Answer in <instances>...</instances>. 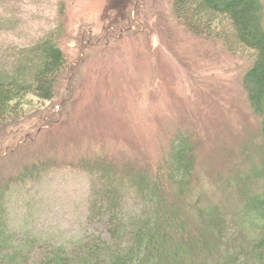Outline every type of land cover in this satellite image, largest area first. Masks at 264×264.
<instances>
[{
    "label": "rangeland",
    "instance_id": "obj_1",
    "mask_svg": "<svg viewBox=\"0 0 264 264\" xmlns=\"http://www.w3.org/2000/svg\"><path fill=\"white\" fill-rule=\"evenodd\" d=\"M174 4L0 0L1 74L13 75L50 32L67 60L52 101L24 94L0 123L1 205L17 236L71 246L86 232L106 235L87 219L94 178L80 161L107 156L150 167L166 158L176 132L200 144L191 201L219 203L228 213L241 206L223 183L249 170L242 146L260 141V118L243 87L254 56L220 32L224 16L199 28ZM52 158L55 166L23 176Z\"/></svg>",
    "mask_w": 264,
    "mask_h": 264
},
{
    "label": "trees",
    "instance_id": "obj_2",
    "mask_svg": "<svg viewBox=\"0 0 264 264\" xmlns=\"http://www.w3.org/2000/svg\"><path fill=\"white\" fill-rule=\"evenodd\" d=\"M174 6L178 17L180 12L199 28L204 23L210 27L212 15L224 16L220 32L231 34L254 56L243 87L260 118V141L250 149L242 146L249 170L223 183L241 206L228 213L219 203L191 201L200 144L194 134L176 132L166 158L150 167L118 164L107 156L80 161L94 178L87 219L102 224L106 235L86 232L71 246L35 234L17 236L1 205L0 187V264H264V3L176 0ZM56 42L48 33L23 54L13 75L0 73V123L24 94L54 99L58 74L67 64ZM46 161L23 169V176L56 165L53 158ZM130 203L133 209L127 212Z\"/></svg>",
    "mask_w": 264,
    "mask_h": 264
}]
</instances>
